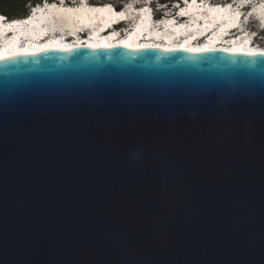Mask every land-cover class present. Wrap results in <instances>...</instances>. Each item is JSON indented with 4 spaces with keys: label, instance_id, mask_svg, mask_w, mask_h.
<instances>
[{
    "label": "water",
    "instance_id": "obj_1",
    "mask_svg": "<svg viewBox=\"0 0 264 264\" xmlns=\"http://www.w3.org/2000/svg\"><path fill=\"white\" fill-rule=\"evenodd\" d=\"M252 54L0 56V264H264Z\"/></svg>",
    "mask_w": 264,
    "mask_h": 264
},
{
    "label": "bare ground",
    "instance_id": "obj_2",
    "mask_svg": "<svg viewBox=\"0 0 264 264\" xmlns=\"http://www.w3.org/2000/svg\"><path fill=\"white\" fill-rule=\"evenodd\" d=\"M59 1L46 2L49 5L45 4V6L44 4H39L40 7L36 9L26 23L9 27V25L0 21V32L2 30V33H6V35H0V56L85 45L89 47L132 46L208 51L233 50L251 53L264 52L263 47H257L253 43V39L257 35L253 31L241 36L239 40L234 39L233 43H228V41L220 43L221 37L226 33L225 29L230 25L236 24L239 14L241 15L243 12L248 13L251 10V8L245 6L252 5L255 7L257 5L252 10L253 12H250L249 17L252 22L256 20L258 24H262L264 29V0H247V2L242 0L239 3L240 6L237 8H234V6L213 7L208 4L211 1L193 0L190 3L191 0H189L188 6L180 12L181 17L187 15L188 19L187 17H183L187 21H181L180 17L173 19L168 17L160 27L156 28L150 24L151 12L147 9V5L149 4L146 1L133 0L131 4H127L126 1L124 3L127 6H124L121 10H117L111 3L91 4L94 5V7H91L87 5L88 1L86 5H81L82 1L85 0H76L75 2H79V5H76V3L67 4L66 0L62 3ZM179 2L183 1L179 0ZM185 2L187 3V1ZM136 4L139 7L147 6V8L141 10L139 7H136ZM105 5H111V7H105ZM220 19H224L221 24H229L225 25L214 37L207 40L205 45L201 46L203 41H199V38H197L199 37L198 34L203 32L204 29L206 31L208 27H216ZM126 20H135L137 29L127 37H120L122 32L118 31L121 29V26H116L112 29L113 24L118 25ZM105 24L108 25L104 27ZM86 26L93 28V34L90 36L87 35L90 32L89 30L88 33L87 31H83L86 30ZM246 29L249 30V27ZM11 30L14 32L7 35ZM57 31L61 33V38L55 36V32ZM48 32L53 33V38L46 39L45 41L42 38ZM145 32H147V36L142 37V34ZM13 34L14 37H12ZM192 35L193 37H191ZM74 38L77 41H73Z\"/></svg>",
    "mask_w": 264,
    "mask_h": 264
},
{
    "label": "trees",
    "instance_id": "obj_3",
    "mask_svg": "<svg viewBox=\"0 0 264 264\" xmlns=\"http://www.w3.org/2000/svg\"><path fill=\"white\" fill-rule=\"evenodd\" d=\"M58 0H0V13L11 19L26 18L31 14L32 8L44 2H56ZM91 4L113 3L111 0H88ZM122 6L128 0H118ZM114 4V3H113ZM116 4V3H115ZM114 4V5H115ZM116 6V5H115ZM119 7V6H118Z\"/></svg>",
    "mask_w": 264,
    "mask_h": 264
},
{
    "label": "rangeland",
    "instance_id": "obj_4",
    "mask_svg": "<svg viewBox=\"0 0 264 264\" xmlns=\"http://www.w3.org/2000/svg\"><path fill=\"white\" fill-rule=\"evenodd\" d=\"M66 1H67V4H69V3H71V4H75V3H76V5H79V2H75L76 0H66ZM113 1H114V2H113ZM130 1H131V0H128V1H127V4L130 3ZM215 1L217 2V1H219V0H215ZM220 1L222 2V0H220ZM227 1H230V0H223V2H227ZM111 2H113L114 4L116 3L115 5H116L117 8H118V6H119V7L122 6L121 4H118V5H117V3H119L118 0H111ZM113 3H112L111 5H113ZM84 5H86V4H84ZM87 5L94 6V5H91V4H89V3H87ZM105 6H108V5H105ZM113 6H114V5H113ZM114 7H115V6H114ZM116 7H115V8H116ZM123 7H124V6H123ZM123 7H122V8H123ZM117 10H118V9H117ZM119 10H121V9H119ZM252 12H253V11H252ZM252 12H251V13H252ZM249 14H250V13H249ZM169 19H170V18H169ZM258 21H259V20H258ZM251 22H252V21H251ZM251 22H250V23H251ZM253 25H255V27H253ZM260 26H261V27H260ZM249 27H250V29L253 30V31L255 30V31H257V32H260V33H259V35H260V38H259V39L262 40L261 43H264V30H262V29L260 30V29H259V27L262 28V24H258V22H257L256 20H253V22L249 25ZM115 30H116V29H115ZM83 31H84V30H83ZM85 31H87V33H88V30H85ZM82 33H83V32H82ZM85 33H86V32H85ZM12 37H14V36H12ZM58 38H59V37H58Z\"/></svg>",
    "mask_w": 264,
    "mask_h": 264
},
{
    "label": "clouds",
    "instance_id": "obj_5",
    "mask_svg": "<svg viewBox=\"0 0 264 264\" xmlns=\"http://www.w3.org/2000/svg\"><path fill=\"white\" fill-rule=\"evenodd\" d=\"M132 1H133V0H131L130 2H132ZM45 4H46V3H45ZM45 4H44V6H45ZM128 4H129V3H128ZM126 5H127V4L125 3L123 6H126ZM37 6H38V5H37ZM123 6L118 7V8L116 7V8H117V9H121ZM34 8H35V7H34ZM32 9H33V8H32ZM156 9H157V8L155 7V8H154L155 13L158 11V10H156ZM31 13H32V10H31ZM30 15H31V14H30ZM7 17H8V16H7ZM19 19H20V18H19ZM250 22H251V20H249V22H248L247 24H246V23L243 24V27L245 26V27H244V30H246L247 34H248V33L250 32V30H251V29H250V30H247V29H246V28L249 27V25L252 23V22H251V23H250ZM155 24H157L156 26H159L161 23L156 22ZM245 24H246V25H245ZM8 25H9V23H8ZM124 30L126 31V35L128 34L127 36L131 35V34L134 32V31H133V32L128 31L127 29H124ZM127 31H128V32H127ZM239 37H241V36H239ZM234 39H238V38L230 39V41H229L228 43H233V40H234ZM254 41H255V40H254Z\"/></svg>",
    "mask_w": 264,
    "mask_h": 264
},
{
    "label": "snow or ice",
    "instance_id": "obj_6",
    "mask_svg": "<svg viewBox=\"0 0 264 264\" xmlns=\"http://www.w3.org/2000/svg\"><path fill=\"white\" fill-rule=\"evenodd\" d=\"M244 2H247V0H244ZM106 7H111L110 5L106 6ZM7 19V17L3 16V15H0V21H3ZM27 21L25 20H12L9 24V27H11L12 25H19V24H23V23H26ZM252 55H262L264 56V52H261V53H254ZM0 59H10L8 57H2Z\"/></svg>",
    "mask_w": 264,
    "mask_h": 264
},
{
    "label": "flooded vegetation",
    "instance_id": "obj_7",
    "mask_svg": "<svg viewBox=\"0 0 264 264\" xmlns=\"http://www.w3.org/2000/svg\"><path fill=\"white\" fill-rule=\"evenodd\" d=\"M126 3H127V2H126ZM113 5H114V4H113ZM114 6H115V5H114ZM115 7H116V6H115ZM116 9H117V8H116ZM121 9H122V8H121ZM118 10H119V9H118ZM156 10H158V11L156 12V14L158 15V17H159V16L162 17L164 11H160V12H159V9H156ZM173 13L175 14V12H171L170 14H173ZM253 27H255V25H253ZM260 27H261V26H260ZM260 27H259L260 30H261V29L264 30L263 27H262V28H260ZM249 30H250V27H249ZM250 31H253V30H250ZM253 32H255V30H254ZM259 38H260V35L258 34V35H256V36L254 37L253 40H255L256 43H261L262 40L259 39Z\"/></svg>",
    "mask_w": 264,
    "mask_h": 264
},
{
    "label": "built area",
    "instance_id": "obj_8",
    "mask_svg": "<svg viewBox=\"0 0 264 264\" xmlns=\"http://www.w3.org/2000/svg\"><path fill=\"white\" fill-rule=\"evenodd\" d=\"M166 19V17H164L163 18V21H160V23L162 24L163 22H164V20ZM160 24V25H161ZM160 25H159V27H160ZM254 33H257V35L260 33V32H257V31H255ZM238 39L237 40H239V36L237 37ZM254 44H255V46H257V47H263L264 48V43H256L255 41L253 42ZM228 46V45H227Z\"/></svg>",
    "mask_w": 264,
    "mask_h": 264
}]
</instances>
